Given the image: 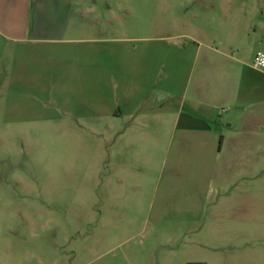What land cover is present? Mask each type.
Masks as SVG:
<instances>
[{"label": "crops", "instance_id": "crops-1", "mask_svg": "<svg viewBox=\"0 0 264 264\" xmlns=\"http://www.w3.org/2000/svg\"><path fill=\"white\" fill-rule=\"evenodd\" d=\"M74 5L0 0V101L64 112L113 137L120 161L133 152L150 167L139 154L153 161L165 145L158 192L173 209L200 212L220 198L237 213L262 208L264 71L253 59L264 52V15L230 16L176 44L119 36L111 20L106 32L73 17Z\"/></svg>", "mask_w": 264, "mask_h": 264}, {"label": "rangeland", "instance_id": "rangeland-1", "mask_svg": "<svg viewBox=\"0 0 264 264\" xmlns=\"http://www.w3.org/2000/svg\"><path fill=\"white\" fill-rule=\"evenodd\" d=\"M260 5L75 0L72 16L106 32L114 21L119 36L170 35L177 44L230 16L261 18ZM44 106L0 101V264H264V201L246 214L222 198L200 212L173 209L158 192L165 145L153 161L139 154L150 167L133 152L120 161L113 137L89 134Z\"/></svg>", "mask_w": 264, "mask_h": 264}, {"label": "built area", "instance_id": "built-area-1", "mask_svg": "<svg viewBox=\"0 0 264 264\" xmlns=\"http://www.w3.org/2000/svg\"><path fill=\"white\" fill-rule=\"evenodd\" d=\"M253 66L264 71V52H259L253 59Z\"/></svg>", "mask_w": 264, "mask_h": 264}]
</instances>
